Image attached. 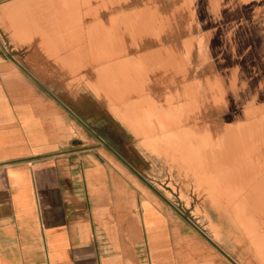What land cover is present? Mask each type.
<instances>
[{
  "label": "crops",
  "instance_id": "crops-1",
  "mask_svg": "<svg viewBox=\"0 0 264 264\" xmlns=\"http://www.w3.org/2000/svg\"><path fill=\"white\" fill-rule=\"evenodd\" d=\"M163 2L0 0V264H264L237 202L193 175L171 186L110 92L161 50L125 23Z\"/></svg>",
  "mask_w": 264,
  "mask_h": 264
},
{
  "label": "rangeland",
  "instance_id": "rangeland-1",
  "mask_svg": "<svg viewBox=\"0 0 264 264\" xmlns=\"http://www.w3.org/2000/svg\"><path fill=\"white\" fill-rule=\"evenodd\" d=\"M210 1H213L216 10L210 9ZM125 24L133 37L147 33L155 36L162 34L163 37L161 50L134 62L131 59L123 78L119 79L115 74V80H122L123 83L120 82L119 86L115 83L113 88H126L125 92L110 91L117 102L126 103L122 109L125 115L121 118L135 130L140 125L145 127L147 124L142 119L147 113H140L144 106L145 110L150 108V112H154L147 119L155 121V128L162 127L157 112L167 114L164 117H169L170 121L177 119V124L162 127L165 131L184 128L194 130L199 136L211 132L214 141H217L225 129L228 143L234 145L226 150L225 156L237 163L242 159L248 160L256 173L264 175V159L246 156L247 150L242 147L247 143H243L238 133L240 124L247 121L245 115L253 118L255 107L264 106V0H172L163 2L161 9L150 5L141 12L131 13ZM233 70L238 77L235 93L230 88ZM154 76L161 79V84L153 89ZM130 80H136V83L130 84ZM192 83H196L195 91L192 90ZM197 85L199 93L196 92ZM221 86L225 94L220 92ZM136 88L138 91H135ZM138 94L140 97L135 99V105L128 106L133 102L129 98L138 97ZM124 96L128 99L125 100ZM131 119L138 122L131 123ZM224 141L227 142L226 139ZM177 153L180 157L177 160L182 161L183 151ZM163 154L171 157V152ZM173 164L177 185L171 186H190L187 185L189 177L195 173L189 171L187 175L186 162L185 165ZM194 179L198 188H207L200 185V182H207L206 177ZM259 190L260 199L256 204L250 202V205H256L250 208L255 213L264 211V186ZM261 222L264 233V217ZM242 230L248 236L243 227ZM252 251L258 263L261 262L255 245Z\"/></svg>",
  "mask_w": 264,
  "mask_h": 264
},
{
  "label": "bare ground",
  "instance_id": "bare-ground-1",
  "mask_svg": "<svg viewBox=\"0 0 264 264\" xmlns=\"http://www.w3.org/2000/svg\"><path fill=\"white\" fill-rule=\"evenodd\" d=\"M209 7L212 11L217 9L213 2L209 4ZM191 45L192 43H190L189 45V51H191ZM97 55H99L100 57L99 53ZM102 55L104 56V53L101 54V58L103 57ZM219 58L221 57L219 56ZM101 71L102 70H100L99 72L100 74H102L103 72ZM234 72L235 71L233 70L231 73L230 88L233 89V92L235 93V89L238 88V77H236V74H234ZM125 75L128 76L129 73H125ZM102 76L105 77L107 76V74ZM107 79H105V82L109 81ZM120 82L123 83L122 80H114L113 84L118 83L119 86ZM129 83H136V80H130ZM194 84L196 83H192L191 85L192 90L195 91ZM199 88V85H197V93H199ZM111 89L114 90V92L126 91L125 87H112L110 88V91ZM135 91H138L137 88L135 89ZM222 91L223 94H225V89L221 86L220 92ZM120 98L123 97L121 96ZM132 101L133 102L129 103L128 106L135 105V99H132ZM123 106H126V103L120 101L119 108L122 107L121 110L123 109ZM143 111L147 113V115L144 114V119H142V122L147 124L143 128V132L146 135L151 134L153 136L149 137V143H151L150 146H152L156 152H165L166 154H169L171 152V160L173 162H177L182 165H185L186 162L188 166L187 175L189 174V171H192L191 173L196 174H193L195 175L194 177L196 179L202 180L205 177L207 178V182H200V185L215 188L221 191L225 190L221 193L225 195V198H227L228 201L226 202H229V204L237 202L239 222L248 231V235L251 237L252 244L255 245L260 259L264 262V233L262 230L261 222V219L264 217V211H261V213H255L252 209H250L251 206H256L255 204L260 199L258 198L259 195H261V190H259V187L264 186V183H262L264 180L263 173H256L254 170V166H249L248 160L242 159L237 163L232 161L231 157L225 156V153L227 152L226 150H228L230 146L234 147V145L228 143V136L226 135L225 129L223 135L217 141H214V136L211 132H208L205 136H199L194 130H187L184 128L177 131H165L162 127H167V124H169L170 126L177 124V119L170 121L169 117H164L167 114L164 115L163 112H157L156 114H158V120L159 123L162 124V127L159 125L155 128L153 127L155 121L147 119V117L151 118L154 112H150V108L149 110H145L144 106L140 110V113L142 114ZM245 116L247 118V121L242 122L240 124L241 128L238 130V133L243 138V143H247L243 144L242 149L247 150L246 156H258L260 157V159H264V106L255 107L253 118H251L250 115ZM130 122L137 123L138 121L137 119H131ZM157 128L158 130H156ZM136 130L139 131L140 128ZM225 139L227 141L226 143H224ZM239 142L242 143V140H239ZM237 146L241 148L240 144H238ZM178 151H183L182 161L177 160L178 158H180L178 157ZM205 183L207 185H205ZM250 202L255 204L250 205ZM225 204L227 205V203ZM257 206L261 205L258 204Z\"/></svg>",
  "mask_w": 264,
  "mask_h": 264
}]
</instances>
